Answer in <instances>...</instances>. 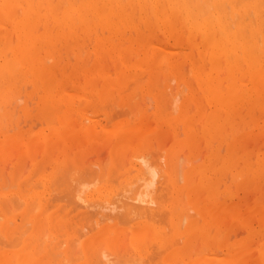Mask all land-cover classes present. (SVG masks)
Returning <instances> with one entry per match:
<instances>
[{
  "label": "rangeland",
  "instance_id": "rangeland-1",
  "mask_svg": "<svg viewBox=\"0 0 264 264\" xmlns=\"http://www.w3.org/2000/svg\"><path fill=\"white\" fill-rule=\"evenodd\" d=\"M43 1L45 0H24V2L21 1L24 5H21V3L18 5V7L22 9L20 13L24 12V9L30 7L35 10L39 9L41 17L43 16V18H49L51 16L48 19V23L52 24H49V27H45L44 23H38V21L36 23L38 30L36 29L35 34L39 37L41 42L38 48L39 52L44 49L43 53L40 52L41 55L44 54L42 61L38 59L40 61L38 64H41L42 68L37 65L36 71H34L30 68L31 65L28 66L24 64V66L19 62L15 65V69L17 68L16 71L19 72V77L23 72V78H19L18 76L16 78L18 73L15 71L11 73L10 71L4 72V74L0 75V81H5L4 83L3 81L0 82V86H3L0 87V92L7 89L10 95L12 94L7 99L3 100L4 103L2 100L0 101V112L7 111L9 114L2 119L3 123L5 122V125H7L4 128V130H6L4 134L0 127V140L4 138L3 135L8 133V131V134H14L22 129L26 137H37V135L39 137L33 139L32 149L29 151H24L25 145L23 142H14L11 148L12 153L0 159V168H2L0 170L1 174L3 173L2 170H4V174H2L3 178L0 177L1 185L4 180L7 184L10 183L12 178L11 172L21 174V176L19 174V177L15 180H11V183L14 185L13 188H16L26 180H38L40 177L42 178L43 176H41V174L49 172L54 167L71 169L72 165L75 166L77 163L81 165L87 162L84 165L90 167H95V165L96 167H104L105 173L109 175L107 177L113 179L111 183L117 180L113 185L115 188H119V182L123 184L124 180H121V178L118 180L117 178L119 175L117 173L122 171L127 165L124 166V161L118 159L119 162L116 156L131 155L137 150L144 152L156 151L152 154L155 155L156 158L159 157L157 160H160L164 167H169V158H171V172L177 179L180 187L185 185L184 169L190 170L189 174H187V178L189 182H191L193 188L188 193L186 190L183 191L185 197L183 196L182 199L180 198L181 200L177 197L175 199L174 195H176V189H172L171 185H169V188L167 186V190L170 189L168 191L169 193L167 194L164 192L167 195L170 194V197L167 196V199L170 200H167L165 203L167 204L166 209H168L172 202L179 203L182 207L181 201L184 199L189 206L183 207H187L186 211L189 213L190 219L193 220L188 229L187 226L183 224L177 236V241H182L179 245L180 248L183 249L181 255L184 258L180 264H184L186 261H191L192 259H194L196 264H206L205 260L207 258L213 260L210 264H223V261L234 257L240 259L237 261V264H264V180H262L264 179V100L261 101V99H264V96H262L264 95V79H262L264 78V72L261 73L257 71L258 69L255 68L253 70L252 68L253 71L248 73L247 66H243L242 64L236 69H233L224 59V56L220 55V59L223 58L224 60L219 61L217 64L218 66H215L216 68L213 69L212 73H214L213 75L216 78V82L220 84V90L223 89L224 91H221L223 96H227V101L222 102L223 104L221 105L218 101L213 99L209 100V97L205 96L206 86L204 83L207 80V73L212 69L211 58L215 51H211L210 46L204 43L203 35L199 29V35H197V29H194L188 22H185V26L181 27L184 21L181 20L180 17L175 18L181 14V11L180 14L178 13L179 7L176 8L177 13H173L174 15H170V18L168 17L169 21H165V18L160 16L162 13L157 11V6H155L152 0H133L132 3L128 0H123L121 2L118 0L121 5L117 7L118 10L116 6L119 2H114L116 4H114V8H116L115 13L114 10L113 13L110 12L111 10L108 6H104L102 2L105 0H94L92 2L90 0V4H88V0H63L64 2L62 4L60 2L61 0H53L56 10L51 9L50 3L52 0ZM70 3L73 6L72 9H70V7H72ZM10 5L15 6L16 4L12 1L10 2V0H0V9L4 6V12L7 11L6 7ZM45 5H47L46 8H44ZM79 6H81V8ZM122 6L123 8H121ZM149 7L151 9H149ZM19 8L16 10L13 7V13L11 12L9 14L0 12V20L2 19L0 21V24L2 23L0 25V30L3 28L0 35L1 37L4 35L2 39H0V50L3 49L6 40L9 39L12 41L14 39V44L18 41L17 32L14 26H10V24L12 21V24H14V22L19 19V15L23 16L24 13H16V11L20 10ZM94 8L96 10H94ZM90 10L92 13H89L91 12ZM117 11L119 13L118 16ZM127 11L128 13L129 11L132 13H127V15H125ZM152 11L154 13H150ZM54 12L57 15H55ZM101 12L104 15L101 14ZM72 13L76 14L70 15ZM106 13H111V16L106 15ZM62 14L70 15L74 19L76 17V22L74 19L72 20L73 26L68 23L64 25ZM122 14L125 15L123 16V18H125L123 20L120 19ZM88 15L89 17H87ZM92 15H97L99 18H97V16L93 17ZM105 15L108 16L107 23L105 20L102 21ZM116 16L120 19V24L118 21L119 19L117 18L116 20ZM152 16L155 17V20ZM4 19L6 22L3 21ZM162 20L164 21V25ZM173 20L174 22H172ZM89 21L91 23H88ZM100 21H102V23ZM154 21L157 23H153ZM124 22L126 25H123ZM106 24L109 25L107 26ZM5 25H8V27ZM76 25L80 26V29ZM111 25H113V27ZM115 25H117L116 28ZM168 25L171 26L169 27ZM9 26L11 29H9ZM38 26H41L40 29ZM70 26L73 28L72 30ZM99 26L101 30H99ZM177 26L184 30L178 29ZM41 29L44 30L42 31ZM10 30H14V34L10 32L11 35L9 36L8 31ZM59 32H61V34ZM194 32L196 33L195 35H193ZM39 33L42 34L39 35ZM48 33L54 37V48L46 47L45 42H47ZM43 34L46 35V37ZM56 34L57 36H55ZM67 34H71L72 36L68 37ZM10 37L13 39L11 38V40ZM58 38L60 40H58ZM55 48H57V50ZM44 57L46 59L49 57V59L46 61ZM0 59H2L1 55ZM222 61L227 63L225 64ZM207 66L208 68H206ZM20 68L22 69L21 73ZM238 69L239 71H237ZM218 70L220 72H217ZM221 71L223 74L219 75ZM253 72L255 73L253 74ZM24 74H27L28 77ZM7 76L10 78L14 76V78L11 80ZM197 77L199 80H197ZM232 77L234 79L231 80ZM235 77L239 79L237 80ZM4 78L10 79V81L6 82L7 79ZM18 78L19 82L15 81V79ZM221 81L223 87L225 86L226 88L221 86ZM224 81L226 82L224 83ZM236 82L238 85H236ZM244 82L245 84L243 85L242 83ZM1 83H3V85ZM245 90H247V94ZM225 92L228 94H225ZM243 94L248 95L249 98H247L246 95L243 96ZM249 94H251V96ZM254 94L255 99L253 97ZM63 95L67 97V103L59 105L58 98ZM53 96L55 99L53 101L54 103L51 102ZM174 99H176L175 102L173 101ZM10 101H12V103H10ZM29 106H31L30 109ZM175 108H177V110H175ZM75 109H80V113L76 112ZM10 111L11 113H9ZM12 120L16 121H13V123ZM11 127L12 129L10 131L9 128ZM24 131L26 132L24 133ZM124 134H130L128 144L122 141V135ZM115 145H117V147H115ZM149 147L151 149H149ZM247 149L249 151H247ZM251 150L253 152H251ZM31 153L32 156L35 155L36 158L37 163L35 167L33 166L32 159H30L31 155L29 154ZM179 154L181 156H179ZM247 154H249V157ZM71 158H78V162L72 165L66 164ZM150 158L152 157H149V159ZM214 158L218 160L215 161ZM114 159H116L115 163L113 162ZM222 159H224V161ZM226 160L229 161L226 163ZM26 163L28 165H25ZM180 163H183V165ZM17 165L18 168H16ZM178 165L181 166L180 169ZM204 165L206 166L204 167ZM236 166H238L237 169L235 168ZM25 167H28L26 171H24ZM110 167L114 169L111 170ZM73 169L74 168L71 170ZM234 171H236L235 174H232ZM160 172L161 171H159V175L156 176V178H160L159 176L162 173ZM75 175V178H78L79 174L76 173ZM22 178L23 180H21ZM7 179H9V181H7ZM157 180L158 179H156V181ZM194 180L197 181L195 182ZM7 188H12V186H7ZM50 192L51 193L48 194H53L56 191L53 192V190H50ZM56 194L54 193V196L52 195L54 199L58 200L60 197L63 198L58 200L57 203L61 204L66 202L62 201L65 200L63 196L58 198V196H55ZM187 194L193 199L191 203L188 202ZM198 206L203 209L198 210ZM18 207V209H20L21 206ZM211 208H214L217 214H212ZM18 209L15 211H19ZM217 209L219 210L217 211ZM128 222L129 221L121 223L129 230L127 234L130 237L132 224L130 222L128 224ZM78 229L81 231L80 226L77 227V230ZM168 229L166 228L165 230L167 231ZM206 237L211 241H208ZM204 240H206V245L202 244L205 242ZM156 242L155 240L153 244ZM214 242L216 243L214 244ZM158 245L153 247L156 249L157 253L154 252L155 250L153 248H150V252L153 250L152 253L156 254H159L158 251L160 252V250L163 252V247L159 245L161 248L159 249ZM126 246L130 247L128 244ZM150 246H152V243ZM156 247H158V249ZM192 247L194 248L193 250ZM11 248L15 249L17 246L14 245V247L11 246ZM210 248L212 249L211 251ZM192 251L194 253H192ZM150 252L147 251L148 257L145 253L143 258L147 257V259L149 258L148 261H150ZM152 253L151 256L153 258L154 256ZM128 254L131 255V253ZM160 254L152 260L157 261L158 259L160 261L159 257L161 258L162 256ZM242 255H245L243 256V259L246 260L244 263V260L241 258ZM197 257H199V259ZM47 261L50 262L49 259H47ZM47 261L45 260V262ZM154 261L151 262L154 263ZM159 261H157V264L161 263Z\"/></svg>",
  "mask_w": 264,
  "mask_h": 264
},
{
  "label": "bare ground",
  "instance_id": "bare-ground-1",
  "mask_svg": "<svg viewBox=\"0 0 264 264\" xmlns=\"http://www.w3.org/2000/svg\"><path fill=\"white\" fill-rule=\"evenodd\" d=\"M11 1L14 2L16 5L15 6H11V5L7 6L6 12H4V10H3L4 6H3L0 9V12H2L4 14H9L11 12L13 13V11H12L13 7H14V9L18 10V8H19L18 5L21 3V1L24 2V0H10V2ZM45 1H43V2H45ZM88 1H89L88 4H90L94 0H91V2H90V0H88ZM121 1H123V0H120V2ZM128 1L130 3L133 2V0H128ZM152 1L155 4V6H157L156 7L157 11H159V13H162V14H160V16H163V18H165V21H169V18L171 17L170 15H174L173 13L176 12V10H177L176 8L179 7L180 9H179L178 13L180 14V11H181V14L176 16L175 18L180 17V19L184 21V22H182L183 25H181V27L182 26L184 27L185 26L184 23L188 22L189 24H191V26L194 29L195 28L197 29L196 30L198 32L197 35H199V30H200L201 34L203 35L204 43H206L207 45L210 46L211 51H215L212 58L210 57L211 61H212V69L210 71L208 70L209 71L208 73L206 72L207 73V80L204 83V85L206 86V93L205 92L204 93H205V96L209 97L208 98L209 100L213 99L215 101H218V103L221 105L223 104L222 102L227 101L226 100L227 96L226 97H225V95L223 96V93L221 92V91H223V89L220 90V84L218 82H216V78L213 75L214 73H212L213 69L218 66L217 64L219 63L220 60L225 59L233 69H236L238 66H240L242 64L243 66L244 65L247 66L246 68H248V71H247L248 73H251L255 68L258 69L257 71H259L261 73L264 72V0H152ZM43 2H41V3H43ZM60 2L62 4L64 1L61 0ZM114 2L118 3L119 1L118 0H105L102 3L104 4V6H106V7L108 6V8L111 10L110 12L113 13V10H114V13H115V9L118 6H120L121 3L119 2V4L116 6V8H114V4H115ZM35 3H36V1H35ZM22 4L23 3H21V5ZM50 4H51V9L56 10V7L54 5L55 3L53 4V0L51 1ZM76 4H77V2H76ZM80 4H82V3H80ZM147 4H149V3H147ZM12 5H14V4H12ZM26 5H28V4H26ZM85 5H86V3H85ZM85 5H83V6H85ZM46 6L47 5H45L44 8H46ZM70 6H72L71 3H70ZM61 7H62V5H61ZM79 7L81 8V6H79ZM72 8H73V6L70 7V9H72ZM101 8H103V7H101ZM121 8H123V6ZM146 8H147V5H146ZM19 9H20L19 11L15 10L16 13L17 12H18V14L24 13L23 16L19 15V19H17L14 22V24H12L13 21L12 22L9 21V22H11L10 26L11 25L14 26V29L17 32L18 41L16 42V44H14L15 42H13L14 39L12 38L13 37L12 36V37H10V39L12 38L13 40L12 39H11L12 41H10L9 39L6 40V43H4L3 49L0 50V55L2 56V59H0V60H2V61H0V75L4 74V72L10 71V73H11L12 71H15L16 73H18L16 75V78L18 75H20L19 72L16 71L17 68L15 69V65L18 64L19 62H20V64H23V65L24 64H26L28 66L31 65L30 68H32V70H34V71H36L35 69H36L37 65H39L40 68H42L41 64H38V63H40V61L38 59H41V61H42L44 54L41 55L40 52L43 53L44 49L43 48H42L43 50L40 49L41 51L39 52L38 48L40 47L41 42L39 40V37L35 34L36 29L38 30V28L36 27V23H37V21H38V23H44L45 27H49V24H52V23H48L49 22L48 19L51 16L49 15L50 16L49 18H43V16L41 17L39 9L35 10L34 8L28 7V8L23 10L24 12H21V13H20V11H22V9L21 8H19ZM48 9H49V7H48ZM85 9H87V8H85ZM149 9H151V8L149 7ZM94 10H96V9L94 8ZM66 11H67V9H66ZM68 11H70V10H68ZM123 12H125V11H123ZM123 12H121V13H123ZM84 13H85V11H84ZM89 13H92V11ZM117 13H118V11H117ZM127 13H128V11L126 12L125 15H127ZM129 13H132V12L129 11ZM150 13H154V12L152 11ZM54 14H55V12H54ZM73 14H76V13H72L70 15H73ZM101 14H103V13L101 12ZM101 14H100V16H101ZM55 15H57V14H55ZM70 15L62 14V19L64 21V25H65V23H68L69 25L73 26L72 20L74 18H72ZM106 15L111 16V13L110 14L106 13ZM106 15L103 16V18L102 17L101 18L103 19L102 21L105 20L107 23L108 16H106ZM118 15H119V13L117 14V16ZM125 15L122 14V17L120 16L121 17L120 19L121 20L125 19V18H123V16H125ZM84 16H85V14H84ZM96 16H93V17H96ZM117 16H116V20L118 18ZM46 17H48V16H46ZM87 17H89V15ZM134 17H136V16H134ZM92 18H90V19H92ZM97 18H99V17L97 16ZM109 18H111V17H109ZM113 18H114V15H113ZM153 18L155 20V17H153ZM14 19H15V17H14ZM14 19H12V20H14ZM75 19H76V17H75ZM75 19H74V21H75ZM120 19L118 20L119 24L121 22ZM111 20H113V19L111 18ZM131 20H132V18H131ZM3 21L6 22L5 19ZM50 21H53V20H50ZM58 21H61V20H58ZM96 21H98V20H96ZM102 21H100V22L102 23ZM130 21H129V23H130ZM4 22H3V24H4ZM163 22L164 21L162 20V23ZM172 22H174V20ZM88 23H91V22L89 21ZM129 23H128V25H129ZM153 23L156 24L157 22L154 21ZM110 24H111V22H110ZM92 25H95V24H92ZM98 25H99V22H98ZM117 25H115V28ZM123 25H126V23L124 22ZM163 25H164V23H163ZM5 26L8 27V25H5ZM71 26H70V29L72 30L73 28H71ZM111 26L113 27V25H111ZM127 26H125V27H127ZM168 26L170 27L171 25H168ZM174 26H173V28H174ZM40 27H39V29H40ZM61 27H62V25H61ZM77 27H79V29H80V26H77ZM103 27H105V26H103ZM137 27H138V24H137ZM177 28L181 29V30L183 29V28H179V26H177ZM9 29H11V27ZM45 29H47V28H45ZM57 29H58V27H57ZM1 30H0V32H1ZM41 30L43 31L44 29H41ZM99 30H101L100 26H99ZM82 31H83V29H82ZM185 31H187V30H185ZM10 32H13L12 34H14V30L13 31L10 30V31H8L9 36L11 35ZM44 32H46V31H44ZM42 33H39V35H41ZM59 33L61 34V32H59ZM184 33H186V32H184ZM102 34H103V32H102ZM195 34L196 33L194 32L193 35H195ZM47 35H48V39H47V42H45L46 47L51 48L54 45V43H53L54 37H53V35H50L49 33ZM44 36L46 37V35H44ZM55 36H57V34ZM70 36H72V35L71 34L68 35V37H70ZM2 37L0 35V39H2ZM196 38H198V37H196ZM3 39H5V38H3ZM41 39H43V38H41ZM58 40H60V39L58 38ZM42 43H44V42H42ZM57 44H58V42H57ZM59 44H60V42H59ZM1 46H2V44H1ZM41 46H42V44H41ZM55 49L57 50V48H55ZM56 52H58V51H56ZM78 52H80V51H78ZM220 55H223L224 59L223 58L220 59ZM47 58L49 59V57H47ZM48 59H46V61ZM36 61H39V62H36ZM222 62H224V61H222ZM206 68H208V66ZM252 68H253V70H252ZM21 70L22 69L20 68V73H21ZM215 70H217V69H215ZM237 71H239V69ZM217 72H220V71L218 70ZM254 73L255 72H253V74ZM35 74H36V72H35ZM222 74L223 73L221 71V73L219 75H222ZM236 74H238V73H236ZM22 75H23V72H22L20 77H22ZM24 75L27 76V74H24ZM4 76H6V75H4ZM14 76H12V78H14ZM41 76H42V74H41ZM229 76H230V74H229ZM234 76H236V75H234ZM7 77H9V76H7ZM10 77H11V75H10ZM225 77L227 78L226 75H225ZM233 77L231 78V80L234 79ZM12 78H10V79L12 80ZM19 78L15 79V81L19 82ZM217 78H219V77H217ZM4 79H7L6 82L10 81V79H8V78H4ZM35 79H34V81H35ZM262 79H264V78H262ZM197 80H199L198 77H197ZM2 81H0V82H2ZM234 81H236V80H234ZM239 81H241V80H239ZM4 82L5 81H3V83ZM37 82H38V80H37ZM225 82L226 81H224V83ZM3 83H1V84L3 85ZM242 84L244 85L245 82ZM32 85H33V83H32ZM37 85H39V84H37ZM41 85H42V83H41ZM236 85H238V83ZM250 85H252V84H250ZM221 86L223 87L222 81H221ZM247 86H248V84H247ZM0 87H3V86H0ZM38 87H40V86H38ZM246 91L247 90H245V93L247 94ZM248 91H250V90H248ZM1 92H0V101L1 100L3 101L4 99H7L9 96L12 95V94L10 95V93L7 89L5 91H3L2 93ZM16 92H15V94H16ZM228 92H230V91H228ZM200 93H202V92H200ZM225 94H228V93L225 92ZM246 94H243V96ZM252 94H253V92H252ZM249 95L251 96V94H249ZM49 96H51V95H49ZM254 96H255V94L253 95V97ZM262 96H264V95H262ZM170 97L173 98L172 96H170ZM246 97L249 98L248 95H246ZM254 99H255V97H254ZM54 100L55 99L53 96L51 98V102L54 103L53 102ZM166 100H167V98H166ZM175 100L176 99H174L173 101L175 102ZM244 100H245V98H244ZM262 100H264V99H261V101ZM58 101H59L58 102L59 105L60 104H66L67 103V97H65V95L59 96ZM3 103H4V101H3ZM10 103H12V101H10ZM41 103H38V104H41ZM177 103H179V102H177ZM236 103H237V101H236ZM236 103H235V105H236ZM256 104H258V103H256ZM51 105H53V104H51ZM8 106H9V104H8ZM42 106H43V103H42ZM26 107H28V106H26ZM30 107L31 106H29V109H30ZM0 108H1V106H0ZM10 108H11V106H10ZM79 110L80 109H75L76 112L80 113ZM175 110H177V108H175ZM230 110H231V108H230ZM169 111H171V110H169ZM9 113H11V111ZM29 113H30V111H29ZM215 113H217V112H215ZM221 114H223V113H221ZM7 115H9L7 113V111L0 112V127L2 129L3 134L6 131V130H4V128L6 127L7 124L5 125V122L3 123L2 119H4V116H7ZM12 117H13V115H12ZM13 121H16V120H12V122ZM184 122H185V120H184ZM19 124H20V122H19ZM226 127H227V125H226ZM9 129L11 131L12 127ZM22 130H18V132L14 133V134H12V133L8 134L9 133V131H8V133L3 135L4 138L0 140V159L9 156L12 153L11 148L13 147V144L16 141H21L24 143V145H25L24 151L25 150L29 151L30 149H32L31 146H32V143L34 142L33 139H36L39 136L37 135V137H34V136L33 137L32 136L26 137V136H24L25 134H23ZM25 132L26 131H24V133ZM208 132H209V130H208ZM225 132H226V129H225ZM222 134H224V133H222ZM129 135L130 134L122 135V138H123L122 141L125 142L126 144L129 143V141H128ZM214 135H216V134H214ZM230 138H231V136H230ZM207 141H208V139H207ZM211 141H213V140H211ZM213 142H212V144H213ZM221 142H223V141H221ZM115 147H117V145H115ZM207 147H209V146H207ZM149 149H151V148L149 147ZM152 151H154V150H152ZM245 151H246V149H245ZM247 151H249V150L247 149ZM155 152L156 151L144 152L141 150H137L135 153H133L131 155L129 154L127 156H122V155L118 156L117 155L118 158L116 156V159L124 161V166L127 165L124 169H122V171L117 173L119 175L117 179L120 180V178H121V180H124V183L122 182L123 184H121V182H119V188H117V187L115 188L113 185V184H115V182L117 180L114 183H111V180H113V179L110 177H107L109 175L105 173L104 167H102V168L96 167V165H95V167H90V166L84 165L87 162L79 165V163H77L78 158L77 159L71 158V160L69 159L66 162V164H71V165L77 163L75 166H73V165H72L73 167L71 166V169L74 168L73 170H71L69 168H68L69 169L68 170L66 167H65L66 169H63L61 167H54L49 172H47L45 174H41V176H43L42 178L39 176L40 179H38V180H35V179L26 180L21 185L19 184L20 186L18 185L16 188H13L14 185L11 183V180L12 179L15 180L17 177H19L20 173L17 174L16 172H11V176H12V178L10 177L11 178V180H10L11 184L10 183L7 184V182L4 179H3L4 182L2 180V182H3L2 185L0 182V264H152L153 262H151V261H154L152 259L162 252L160 250V252L158 251L159 254H156L157 253L156 249L153 248L154 246H157L158 243L160 246L163 247V252L160 254L162 256H161V258L159 257L160 261L156 258L157 261L161 262L160 264H180L184 258L181 255L183 249L180 248V245H179L182 241L179 240L180 242H178L177 236H178V233H179L181 227L183 226V224L186 225L187 229H188V227L191 226L193 220L190 219V215L186 211L187 207L186 208L183 207V206H189V204L184 199L181 201L182 207L179 203L172 202V204L168 207L169 210L166 209L167 204H165V203L167 202V200H170V199H167V196L170 197L169 196L170 194L167 195L169 193L168 191L170 190V189L167 190V186L169 188V185H171L172 189L173 188L176 189L175 190L176 195H174L175 199H176V197L179 199L180 198L182 199V197L184 196L183 191H185V190L187 191V193L190 192V190L193 188L191 186V182H189V179L187 178L188 177L187 174H189L190 170L187 169L188 170L187 171L184 169V171H185L184 172L185 185L184 186L182 185V187H180L177 179L173 176V173L171 172V169H172L171 158H169V167H164L162 165V163L160 162V160H157V158H159V157L156 158L155 155L152 154ZM251 152H253V151L251 150ZM167 154H168V152H167ZM29 155H31L30 159H32L33 166L35 167L36 163H37L35 155L32 156V153ZM248 155L249 154H247V156ZM179 156H181V155L179 154ZM149 157H152L153 159L152 158L149 159ZM215 158H216V156H215ZM116 159H114V161H113L114 163L116 162ZM216 160H218V159H215V161ZM222 160L224 161V159H222ZM227 161H229V160H226V163H227ZM219 162H220V159H219ZM243 162H244V160H243ZM259 163H258V165H259ZM94 164H96V163H94ZM180 164L183 165V163H180ZM228 164H230V163H228ZM7 165H8V163H7ZM7 165H6V167H7ZM25 165H28V164L26 163ZM100 166H101V164H100ZM178 166L180 169L181 166L180 165H178ZM205 166L206 165H204V167ZM228 166H230V165H228ZM243 166H244V164H243ZM237 167L238 166H236L235 168L237 169ZM16 168H18V165L16 166ZM16 168H15V171H16ZM27 168L25 167L24 171H26ZM1 169L2 168H0V170ZM112 169H114V168L112 167L111 170ZM202 169H205V168H202ZM225 169H226V167H225ZM31 170H30V174H31ZM111 170L109 169V171L112 173ZM246 170H248V169H246ZM2 171H3L2 174H4V170H2ZM117 171H115V172H117ZM159 171L162 172V173L160 172L161 173L159 176L160 178H158V177L156 178V176L159 175ZM236 171H234L232 174H235ZM165 172L166 173L168 172V173L166 174ZM76 173L79 174L78 178H75ZM111 173H109V174H111ZM220 173H222V172H220ZM223 173H225V172H223ZM2 174L0 172V177L3 178ZM176 174H177V172H176ZM192 174H191V176H192ZM23 175H24V173H23ZM245 175H246V173H245ZM20 176H21V174H20ZM191 176H190V178H191ZM156 179H158V180L156 181ZM21 180H23V178ZM191 180H193V179H191ZM262 180H264V179H262ZM7 181H9V179H7ZM181 181H183V180H181ZM7 186H10V187L12 186V188L8 189ZM50 190H53V192L56 191L54 193L55 194L57 193L55 196H58V198L60 196H63L65 198V200H62V201H66V202L61 203V204L57 203L58 200H61L63 198L60 197L58 200L54 199V197H52V195L54 194L53 192H52L53 194H48V193H51ZM164 192H166L167 194ZM196 195H197V193H196ZM187 197H188V202L191 203L193 199L191 198V196L189 194H187ZM172 198H173V196H172ZM204 205H205V202H204ZM18 206H21L22 209H21V207H20V209H18L19 208ZM66 207H67V209H66ZM180 207H181V209H180ZM192 208H193V206H192ZM207 208H208V206H207ZM17 209L19 211H15ZM197 209L199 210V209H203V208L198 206ZM205 209H206V206H205ZM211 210H212V214L216 213L215 212L216 210L214 211V208H211ZM218 210L219 209H217V211ZM190 213H192V212H190ZM191 216H193V215H191ZM225 216H227V215H225ZM127 221H129L132 224V226H131L132 228L130 230V232H131L130 237L127 234V232L129 230L124 225H122V223H126ZM129 222H128V224H129ZM79 226L81 228V231H79L80 229L77 230V227H79ZM166 228L167 229L169 228L168 229L169 231L168 230L166 231L165 230ZM187 229H186V231H187ZM201 231H203V230H201ZM218 231H219V229H218ZM218 233H221V232H218ZM204 235H203V237H204ZM195 236H196V234H195ZM216 236H219V235H216ZM215 238H217V237H215ZM215 238H214V240H215ZM207 239H208V241H211V240H209V238H207ZM155 240L157 242L154 243L155 244L154 245L153 242ZM204 241L205 242H203L202 244L206 243V240H204ZM221 242H223V241H221ZM151 243H152V246H150ZM215 243L216 242H214V244ZM127 244L130 247H127L126 246ZM229 244H230V242H229ZM14 245H16L17 248H15V249L11 248V246L14 247ZM159 245H158V247H159V249H161ZM158 247H156V248L158 249ZM150 248H153L155 250V251L154 250L153 251L156 253H152L153 252L152 249H151L152 252H150ZM193 249L194 248L192 247V250ZM206 249H207V247H206ZM211 250L212 249L210 248V251ZM147 251L150 252L149 253V255H150L149 257L151 258L150 261H148L149 258L147 259V257H148ZM199 251H203V250H199ZM128 253H131V255H129ZM151 253L154 256L153 258L151 256ZM192 253H194V252L192 251ZM144 254L147 255V257L143 258ZM154 254H156V255H154ZM230 255H229V258H230ZM232 255H233V253H232ZM202 256H203V254H202ZM243 256H245V255H242V257H241L242 259H243ZM227 257H228V255H227ZM197 258L199 259V257H197ZM47 259H49L50 262H48ZM142 259H144V260H142ZM45 260L47 262H45ZM238 260H240L238 257H234V258L223 261V264H237ZM155 261L153 264H157V261L156 262ZM205 261H206V264H210L213 260L207 258ZM245 261L246 260H244L243 263ZM184 264H196V263L194 262V259H192L191 261H186Z\"/></svg>",
  "mask_w": 264,
  "mask_h": 264
}]
</instances>
